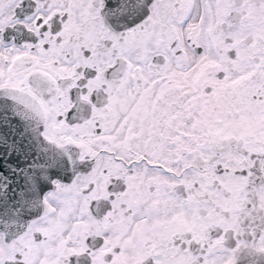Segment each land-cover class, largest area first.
<instances>
[{"label": "snow or ice", "instance_id": "6c2138e0", "mask_svg": "<svg viewBox=\"0 0 264 264\" xmlns=\"http://www.w3.org/2000/svg\"><path fill=\"white\" fill-rule=\"evenodd\" d=\"M0 264H264V0H0Z\"/></svg>", "mask_w": 264, "mask_h": 264}]
</instances>
